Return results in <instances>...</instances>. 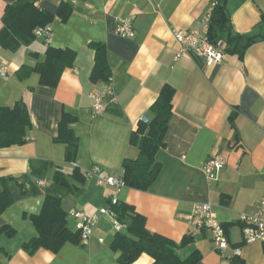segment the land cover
<instances>
[{"label":"crops","instance_id":"0c3cea01","mask_svg":"<svg viewBox=\"0 0 264 264\" xmlns=\"http://www.w3.org/2000/svg\"><path fill=\"white\" fill-rule=\"evenodd\" d=\"M17 1L0 0V31L6 7ZM219 2L226 7L231 33L258 37L257 42L243 60L224 53L221 63L208 66L194 53L177 58L181 47L174 32L207 34V20ZM63 3L72 13L68 20L57 16L48 25L49 41L39 37L16 52L0 46V70L7 68L0 75V107L25 100L32 124L26 144L0 149V192L4 186L12 199L0 214V229L15 231L13 237L0 234V264H120L121 252L111 246L117 230L110 215L100 217L87 243L67 242L56 254L41 249L29 255L23 245L38 236L30 217L41 212L46 196L62 200L72 231H77L76 212L99 214L117 200L144 216L152 233L178 244L193 236L191 244L177 250L183 259L198 250L202 264H231L237 245L246 264H264L263 244H245L240 226L230 229L231 249L221 252L212 233L188 219L196 205L208 204L222 224L237 223L241 214L255 213L264 199V0H37L35 5L55 15ZM121 18L131 22L133 39L117 34ZM221 39L225 42L227 34ZM93 43L107 47L108 83L92 80ZM48 46L76 53L58 86L41 85L36 73L19 79V69L34 67ZM108 84L114 97L96 115L93 94ZM165 85L175 90V97L166 144L157 154L159 178L147 191L99 185V177L122 179L123 161L139 156L131 136L143 118L149 121ZM64 113L76 118L71 125L79 138L75 164L65 159L67 146L56 141ZM214 156L226 163L217 181L203 172ZM77 167L82 174L99 173L79 184L71 178ZM57 173L79 189L72 193L55 182ZM153 263L143 254L133 264Z\"/></svg>","mask_w":264,"mask_h":264},{"label":"trees","instance_id":"16d2710c","mask_svg":"<svg viewBox=\"0 0 264 264\" xmlns=\"http://www.w3.org/2000/svg\"><path fill=\"white\" fill-rule=\"evenodd\" d=\"M36 1L18 0L6 7L2 17L3 28L0 31V46L3 49L16 52L23 46L31 45L38 39L35 34L37 29L48 26L57 16L66 21L72 13L71 7L63 3L54 15L39 9L35 5ZM229 21L226 7L219 2L210 15L207 30L208 39L224 53L237 55L243 60L247 50L257 42L258 37L231 33ZM224 34H227L225 42L221 39ZM91 46L95 50L92 80L95 83H108L112 78V71L107 47L103 43H93ZM32 56L40 58L37 54H32ZM75 59L74 51L48 46L43 57L34 67L23 65L17 76L24 80L36 73L40 76L41 85L56 88L63 73L73 66ZM174 97L175 90L169 85H165L158 99L150 108L149 121L140 122L138 129L132 134L131 143L138 147L140 153L137 159L123 161L121 180L126 187L147 191L159 178L162 165L157 161V154L166 144L165 137L173 115ZM75 122V117L64 113L56 138L57 142L67 146L66 161L74 164L79 150V138L71 128ZM31 127L30 112L25 100L18 101L12 108L0 107V149L26 144L28 131ZM71 178L79 184H84L85 178L78 167ZM55 182L67 187L72 193L79 189L78 185L72 184L70 179L62 173H57ZM11 203L12 199L8 189L3 186V190L0 192V214L5 212ZM109 211L116 221L126 228L124 231L116 232L111 245L115 251L121 252L120 264H133L143 254L151 257L154 260L153 264H202V256L198 250L185 259L181 258L177 252L178 249L191 244L195 240L193 236H184L181 243L178 244L165 236L152 233L147 229L146 218L127 203L110 201ZM30 220L35 226L38 236L23 245V249L29 255H34L41 249L56 254L67 242L81 243L80 232L72 231L68 227V214L60 198L46 196L41 212L38 215H32ZM233 226L244 228L245 224L241 221L222 224L229 241L231 240L230 229ZM1 233L8 237L15 235V231L10 227L1 228ZM233 248H238V246L234 245ZM231 264H246V262L239 256L233 255Z\"/></svg>","mask_w":264,"mask_h":264},{"label":"built area","instance_id":"2783aa9c","mask_svg":"<svg viewBox=\"0 0 264 264\" xmlns=\"http://www.w3.org/2000/svg\"><path fill=\"white\" fill-rule=\"evenodd\" d=\"M207 22H209L207 20ZM208 25V23H207ZM36 36L44 37L46 41L50 39V29L48 26L39 28L35 31ZM117 34L123 38L133 39L135 37L134 28L127 19L121 18L118 21ZM174 37L181 49L177 53V58L182 57L186 53H194L204 59L206 65L212 66L221 63L224 59V52L220 48L213 45L206 33L199 30H192L188 32L175 31ZM7 68L0 70V75L5 76ZM114 93L112 87L108 84L103 89L97 90L93 94V110L97 115L104 109L106 103L113 99ZM147 122V118H143ZM225 160L221 156H214L209 158L204 166L203 172L211 181H217L221 171L225 168ZM99 173L98 169L87 170L83 172L85 178H89ZM99 185L111 186L117 191L124 187V183L118 177L106 176L99 177ZM114 200L113 203H116ZM102 215H110L115 220V229L122 231L124 226L116 221L115 217L110 213L109 209H102L99 214L88 215L84 212L78 211L74 214L78 221L76 225L77 231L80 232L81 241L87 243L95 232V229L100 221ZM188 219L196 224L199 228H206L212 233L214 245L218 251L224 252L231 249L230 241L225 233L222 223L218 220L212 207L208 204L196 205ZM239 221L245 224L242 228V235L245 244L264 243V199L261 201L258 210L253 214H241ZM233 255L239 256L241 248H233Z\"/></svg>","mask_w":264,"mask_h":264}]
</instances>
